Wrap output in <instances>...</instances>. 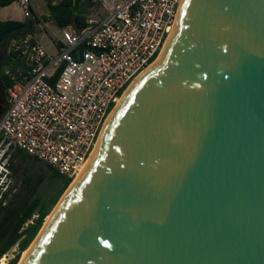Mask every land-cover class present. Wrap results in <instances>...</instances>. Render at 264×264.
<instances>
[{
    "label": "water",
    "instance_id": "obj_1",
    "mask_svg": "<svg viewBox=\"0 0 264 264\" xmlns=\"http://www.w3.org/2000/svg\"><path fill=\"white\" fill-rule=\"evenodd\" d=\"M103 126L21 264H264V0H182Z\"/></svg>",
    "mask_w": 264,
    "mask_h": 264
},
{
    "label": "built area",
    "instance_id": "obj_2",
    "mask_svg": "<svg viewBox=\"0 0 264 264\" xmlns=\"http://www.w3.org/2000/svg\"><path fill=\"white\" fill-rule=\"evenodd\" d=\"M181 1L79 0L86 7L83 26L61 28V39L49 53L42 36L38 39V31L45 30L30 1L15 0L23 19L33 21L34 33L6 45L8 65L0 75L11 85L0 116V147L74 178L117 100L161 52ZM51 20L47 14L44 24ZM6 161L0 165L1 206L11 187Z\"/></svg>",
    "mask_w": 264,
    "mask_h": 264
},
{
    "label": "trees",
    "instance_id": "obj_3",
    "mask_svg": "<svg viewBox=\"0 0 264 264\" xmlns=\"http://www.w3.org/2000/svg\"><path fill=\"white\" fill-rule=\"evenodd\" d=\"M15 0H0V8L7 7ZM86 7L79 3V0H59L55 5L48 4V13L50 18L55 22L58 28H63L72 23L77 27H82L85 19ZM34 33L33 21L30 19H23L21 21L6 20L0 21V44L6 45L12 39L23 38L28 34ZM8 65V62L6 63ZM1 91L5 93L7 87L11 83L2 75H0ZM3 113L4 109L0 106ZM1 116V115H0ZM10 151L5 150L2 154ZM20 155L22 158L26 157L33 159L19 150H14L10 159H8L7 168L12 169V159ZM46 169L48 178L53 182L59 183L60 186L56 192L49 198L43 201L37 191L42 185L45 175H36L32 178H24V195L18 198L14 194L4 206L0 203V258H2L12 247L16 246L17 252L13 258L6 264H16L19 256L24 252L31 241L34 240L39 231L45 217H47L52 206L55 205L61 194L69 186L71 179L58 174L48 165L43 164ZM14 172V170H12ZM9 190L3 194V199L6 198ZM31 221V222H29Z\"/></svg>",
    "mask_w": 264,
    "mask_h": 264
},
{
    "label": "rangeland",
    "instance_id": "obj_4",
    "mask_svg": "<svg viewBox=\"0 0 264 264\" xmlns=\"http://www.w3.org/2000/svg\"><path fill=\"white\" fill-rule=\"evenodd\" d=\"M32 10L34 14L38 17L39 22L43 25L45 33L42 34L38 31V39L41 37V44L42 46L48 51L49 53H53L55 49V45L58 44V41L61 39V29L58 28L53 20L48 22V24H44V17L47 16L48 13V0H29ZM9 19L14 21H21L23 20V17L21 15V11L17 8L15 3H12L8 5L7 7H1L0 8V21ZM6 47L4 44H0V74L3 71L4 66H6V56H5ZM1 89V85H0ZM0 98H1V106L3 109H5L6 104V96L5 93L0 90ZM0 110V115H1ZM4 152L3 147H0V165L2 162L10 159V155L13 151H8L5 156H1ZM12 169L10 170L9 178H10V185L11 190L9 191L8 195L6 196V202L14 195L17 194L18 198H22L24 195V183L22 180L24 178H32L36 175H45V179L42 183V185L39 187L37 191V195L41 197L43 201L49 200V198L56 192V190L59 188L60 184L53 182L48 178L47 172L45 167L43 166V163L39 161H35L29 158H22L20 155L14 157L12 159ZM14 170V172H12ZM73 181L71 179L70 183ZM68 188V186H67ZM67 188L64 190V192L61 194L57 202L54 206L50 209L49 213H52L57 203L60 201L61 197L67 190ZM48 216V215H47ZM46 218V217H45ZM45 220V219H44ZM30 246V245H29ZM28 246V247H29ZM17 252L16 246L12 247L2 258L3 262L2 264H6L10 259L13 258L14 254ZM22 253L19 256L18 261L20 260ZM0 258V259H2ZM18 263V262H17ZM16 263V264H17Z\"/></svg>",
    "mask_w": 264,
    "mask_h": 264
},
{
    "label": "bare ground",
    "instance_id": "obj_5",
    "mask_svg": "<svg viewBox=\"0 0 264 264\" xmlns=\"http://www.w3.org/2000/svg\"><path fill=\"white\" fill-rule=\"evenodd\" d=\"M176 17H177V16H176ZM174 25H175V22H174ZM174 25H173V27H172V29H171V31H170L169 36L167 37V39H166V41H165V43H164V45H163V48H162L161 52H160L159 55L157 56V58L154 60V62H153L150 66H148V67H147L142 73H140V74H139V75H138V76H137V77H136V78H135V79L129 84L128 87H130V85H132V83H134L140 75H142V74H143L148 68H150L152 65L156 64L157 61L160 59V57H161V55H162V52H163V50H164V48H165V46H166V44H167L169 38H170L171 35L173 34V31H174ZM128 87H127L126 89H128ZM125 93H126V90L124 91V93L122 94V96L117 100V103L114 105V107H113L112 110L110 111V113H109L107 119H108V118L112 115V113L118 108V106L120 105L121 99H122V97L124 96ZM107 119H106V120H107ZM105 122H106V121H105ZM104 124H105V123H104ZM103 127H104V126H103ZM102 130H103V128H102ZM102 130H101V132H100V135H99V137H98L97 143H96V145L94 146V149H93V151H92V153H91L90 158L92 157V155L95 153V151H96V149H97L98 142H99V138H100V136H101ZM90 158L88 159V161L86 162V164L82 167V169L78 172V174H77L74 178H72L73 181H72L71 184L68 186L67 190L65 191V193H64L63 196L61 197L60 201L63 199L64 195L67 193V191H68V189L71 187V185L74 184V182H75L76 179L79 177V175H80V174L83 172V170L87 167ZM60 201L57 203V205L60 203ZM57 205H56V206H57ZM56 206H55V208H56ZM55 208H54V209H55ZM51 214H52V213L48 214V216L45 218V220H44V224H43V225H45V224L48 222V220L50 219ZM35 237H36V236H35ZM34 241H35V239L31 242L30 246H29L24 252H22V255H21V257H20V260L18 261L17 264H21V263L24 261V259L27 257V255H28V253H29V250H30L31 246L33 245ZM2 262H3V258L0 259V264H2Z\"/></svg>",
    "mask_w": 264,
    "mask_h": 264
},
{
    "label": "clouds",
    "instance_id": "obj_6",
    "mask_svg": "<svg viewBox=\"0 0 264 264\" xmlns=\"http://www.w3.org/2000/svg\"><path fill=\"white\" fill-rule=\"evenodd\" d=\"M2 156V155H1ZM3 163V162H2ZM0 178H2V181H1V183H2V185H4L5 184V182H4V175H3V173L0 171Z\"/></svg>",
    "mask_w": 264,
    "mask_h": 264
},
{
    "label": "crops",
    "instance_id": "obj_7",
    "mask_svg": "<svg viewBox=\"0 0 264 264\" xmlns=\"http://www.w3.org/2000/svg\"><path fill=\"white\" fill-rule=\"evenodd\" d=\"M14 3V2H13ZM6 20H9V19H6ZM5 19L3 21H6ZM14 21V20H13Z\"/></svg>",
    "mask_w": 264,
    "mask_h": 264
},
{
    "label": "flooded vegetation",
    "instance_id": "obj_8",
    "mask_svg": "<svg viewBox=\"0 0 264 264\" xmlns=\"http://www.w3.org/2000/svg\"><path fill=\"white\" fill-rule=\"evenodd\" d=\"M1 102H2V101H1V98H0V106H1Z\"/></svg>",
    "mask_w": 264,
    "mask_h": 264
}]
</instances>
